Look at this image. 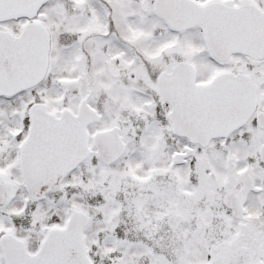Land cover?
<instances>
[{"label":"snow or ice","instance_id":"snow-or-ice-1","mask_svg":"<svg viewBox=\"0 0 264 264\" xmlns=\"http://www.w3.org/2000/svg\"><path fill=\"white\" fill-rule=\"evenodd\" d=\"M0 264H264V0H0Z\"/></svg>","mask_w":264,"mask_h":264}]
</instances>
